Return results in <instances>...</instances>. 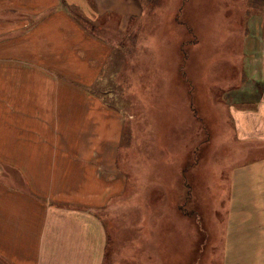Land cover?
Wrapping results in <instances>:
<instances>
[{
  "label": "rangeland",
  "instance_id": "rangeland-1",
  "mask_svg": "<svg viewBox=\"0 0 264 264\" xmlns=\"http://www.w3.org/2000/svg\"><path fill=\"white\" fill-rule=\"evenodd\" d=\"M143 2L98 81L126 117L118 160L129 180L101 210L104 264H264V122L230 108L250 95L237 89L243 41L264 0Z\"/></svg>",
  "mask_w": 264,
  "mask_h": 264
},
{
  "label": "crops",
  "instance_id": "crops-1",
  "mask_svg": "<svg viewBox=\"0 0 264 264\" xmlns=\"http://www.w3.org/2000/svg\"><path fill=\"white\" fill-rule=\"evenodd\" d=\"M143 15V0H0V264H104L101 210L129 180L118 160L126 117L97 89ZM248 22L258 30L243 41L237 89L250 95L230 108L264 122V20Z\"/></svg>",
  "mask_w": 264,
  "mask_h": 264
}]
</instances>
